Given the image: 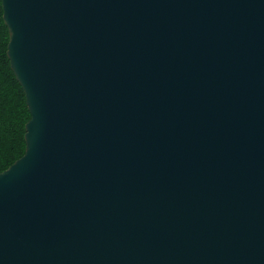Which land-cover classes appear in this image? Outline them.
<instances>
[{
  "label": "water",
  "instance_id": "1",
  "mask_svg": "<svg viewBox=\"0 0 264 264\" xmlns=\"http://www.w3.org/2000/svg\"><path fill=\"white\" fill-rule=\"evenodd\" d=\"M2 6L0 264H264V0Z\"/></svg>",
  "mask_w": 264,
  "mask_h": 264
},
{
  "label": "trees",
  "instance_id": "2",
  "mask_svg": "<svg viewBox=\"0 0 264 264\" xmlns=\"http://www.w3.org/2000/svg\"><path fill=\"white\" fill-rule=\"evenodd\" d=\"M9 40L0 5V173L25 154L26 124L31 119L25 92L7 55Z\"/></svg>",
  "mask_w": 264,
  "mask_h": 264
},
{
  "label": "snow or ice",
  "instance_id": "3",
  "mask_svg": "<svg viewBox=\"0 0 264 264\" xmlns=\"http://www.w3.org/2000/svg\"><path fill=\"white\" fill-rule=\"evenodd\" d=\"M3 4V0H0V5H2Z\"/></svg>",
  "mask_w": 264,
  "mask_h": 264
}]
</instances>
